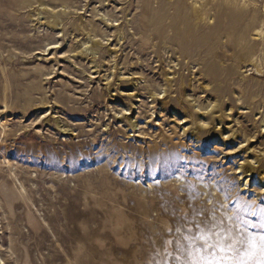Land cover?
Masks as SVG:
<instances>
[{"label": "rangeland", "instance_id": "374dc122", "mask_svg": "<svg viewBox=\"0 0 264 264\" xmlns=\"http://www.w3.org/2000/svg\"><path fill=\"white\" fill-rule=\"evenodd\" d=\"M221 2L0 0L4 264H180L195 225L260 224L264 0Z\"/></svg>", "mask_w": 264, "mask_h": 264}, {"label": "snow or ice", "instance_id": "6c2138e0", "mask_svg": "<svg viewBox=\"0 0 264 264\" xmlns=\"http://www.w3.org/2000/svg\"><path fill=\"white\" fill-rule=\"evenodd\" d=\"M249 210L252 205L247 206ZM248 214L256 216V212ZM260 224L242 218L239 214L225 216L209 225H195L188 229L182 241H170L177 250L183 246L184 259L180 264H264V208L259 212ZM224 220L228 222L227 226ZM237 225V231L232 225Z\"/></svg>", "mask_w": 264, "mask_h": 264}, {"label": "bare ground", "instance_id": "6f19581e", "mask_svg": "<svg viewBox=\"0 0 264 264\" xmlns=\"http://www.w3.org/2000/svg\"><path fill=\"white\" fill-rule=\"evenodd\" d=\"M18 1V0H17ZM221 1V0H220ZM241 3H242V0L240 1ZM247 2H249V1H247ZM247 2H246V0H244L243 1V5L241 6L240 5V3H239V0H222V2L221 3H224L223 5H224V7L228 10V11H231L232 13L233 12H240V11H242V13H243V15L244 14H247L248 13V11H249V6L250 5H247ZM193 3V2H192ZM26 4H28V0H22V5H26ZM182 4V3H181ZM180 5V4H179ZM205 5V4H204ZM203 5V7H205ZM234 6V7H233ZM220 7V6H219ZM216 8H217V6H216ZM224 8V9H225ZM206 9H207V6H206ZM205 8H202V6L200 7V6H196V7H194V10L191 12V14L188 12H184L185 13V18L184 17H181V18H184V19H182V20H184L183 22L185 23V26H184V29L186 30V31H188V32H191V29L189 28L190 26H189V24H190V22H191V20H193L194 18L197 20H199V22H204V23H206V22H208L209 23V21H211V18H210V16L211 15H209V13H208V11H210V10H206ZM220 9H221V7H220ZM223 9V8H222ZM35 10V9H34ZM179 11H180V9H179ZM185 11V10H184ZM226 11V10H225ZM175 12H177V11H175ZM224 12V11H223ZM39 13V12H38ZM219 13H221V12H219ZM255 13V12H254ZM176 14V13H175ZM236 14H238V13H236ZM240 14V13H239ZM258 14V13H257ZM216 15H217V13H216ZM219 15V14H218ZM224 15V14H223ZM232 14H230V16H231ZM180 16H182V13L180 14ZM246 16V15H245ZM235 17H237V16H235ZM257 17H258V15H257ZM215 18V17H214ZM225 18V17H224ZM230 18V17H229ZM242 19H243V16L241 17ZM235 19H237V18H235ZM234 19V20H235ZM259 19V18H258ZM258 19H256V16H254V19L252 18V20H253V22L249 25L250 26V28H249V30L247 31V34L245 35V33H243L241 36H240V41H239V43L240 42H242V43H244V50L246 51V55L250 58V60H251V58L256 54L257 55V50H256V48L254 47V46H250L248 43H247V37L249 36L248 34L250 33L249 31H254L255 33L252 35L253 37H262V36H264V30L263 29H260V30H258L257 31V28L260 26V25H258ZM181 20V19H180ZM215 20V19H214ZM213 20V21H214ZM233 20V21H234ZM219 21V20H218ZM199 22H197L198 23V25L200 24ZM50 24H52V25H54L55 27H57V26H60V24H59V21L57 20V19H54L53 21H50L49 22ZM181 23V22H180ZM176 24H177V22H176ZM213 24V23H212ZM236 24V23H235ZM234 24V25H235ZM247 24H249V22L247 23ZM263 24V23H262ZM180 25V24H179ZM203 25V24H202ZM208 25V24H207ZM237 25V24H236ZM211 26H213V25H211ZM220 26V25H219ZM246 26H248V25H246ZM263 26H264V24H263ZM179 27V26H178ZM195 27V26H194ZM208 27H209V25H208ZM237 27V26H236ZM239 27V26H238ZM199 28H201V27H199ZM214 28V27H213ZM243 28V27H242ZM246 28V27H245ZM264 28V27H263ZM212 29V28H211ZM234 29V28H233ZM236 29V28H235ZM244 29V28H243ZM177 30H179V29H177ZM216 30H218V28L216 29ZM245 30V29H244ZM181 31V30H180ZM234 31V30H233ZM210 32V31H209ZM214 32V31H213ZM230 32H232V31H230ZM198 33V32H197ZM213 34V33H212ZM251 34V33H250ZM179 35H180V33H179ZM210 35H211V33H210ZM209 35V36H210ZM186 36V35H185ZM226 36V35H225ZM229 36V35H228ZM91 37V36H90ZM179 37V36H178ZM180 37H181V35H180ZM179 37V38H180ZM179 38H178V40H179ZM185 38V37H184ZM193 38H196V36H194ZM212 38V37H211ZM210 38V39H211ZM228 38V37H227ZM256 38V39H257ZM90 39V38H89ZM234 39V38H233ZM194 41H195V39H193ZM218 40V39H217ZM254 40V39H253ZM186 41V40H185ZM226 41H227V39H226ZM229 41V40H228ZM259 41V40H258ZM257 41V42H258ZM262 41H263V39H262ZM91 42V41H90ZM230 42H232V41H230ZM230 42H228V44L230 43ZM236 42V41H235ZM86 43V42H85ZM180 43V42H179ZM182 43V42H181ZM254 43H256V42H254ZM262 43H264V41L262 42ZM230 44H232V43H230ZM261 44V43H260ZM84 45H86V44H84L83 43V46ZM183 46H185V43H184V45ZM233 46V45H232ZM231 46V47H232ZM264 49V48H263ZM96 50H97V45L96 44H94V43H92V44H90V46L87 48H84V50L82 51V55L83 56H85V57H89V56H92V57H94V55L96 54ZM239 56V55H238ZM243 56V55H242ZM245 58V57H244ZM242 61V60H241ZM256 61V60H255ZM259 61V60H258ZM248 62H249V60H248ZM261 62V61H260ZM259 62V63H260ZM263 63V62H262ZM258 65V64H257ZM256 65V66H257ZM263 65V64H262ZM254 66V65H253ZM260 69V68H259ZM261 69H262V67H261ZM257 70V69H256ZM260 73V72H259ZM217 75V74H216ZM222 75V74H221ZM161 99V98H160ZM5 104V108H6V112L9 110V107H8V104L5 102L4 103ZM197 108H201L200 106H197ZM201 109H203V108H201ZM206 110V109H205ZM126 115H130L129 113H128V110H126ZM44 118V117H43ZM204 123V122H203ZM6 125H7V123H6ZM6 125L5 124H3V125H1V127H2V130L4 131V133H6ZM64 132H67V131H69V130H63ZM224 134H226V132H221V135L223 136ZM227 138H229V136L227 137ZM7 163H9V162H7ZM249 169H243V171L244 172H248V171H251V172H254V169L252 168V167H248ZM243 171H241L239 174H242L243 173ZM249 173V172H248ZM62 175V174H61ZM245 179V178H244ZM264 179V176H262L261 178H260V180H263ZM17 181V180H16ZM250 181H251V179H248L247 180V184H245V185H248L249 183H250ZM251 185V184H250ZM23 186V185H22ZM243 188L244 189H246L245 188V186H244V182H243ZM262 189H264V187H262ZM0 264H4V262H3V260L2 259H0Z\"/></svg>", "mask_w": 264, "mask_h": 264}]
</instances>
